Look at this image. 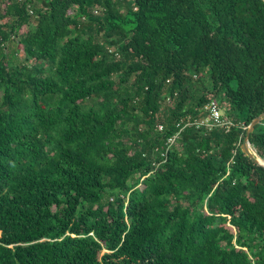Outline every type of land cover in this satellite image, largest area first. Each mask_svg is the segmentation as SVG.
<instances>
[{"label": "trees", "instance_id": "1", "mask_svg": "<svg viewBox=\"0 0 264 264\" xmlns=\"http://www.w3.org/2000/svg\"><path fill=\"white\" fill-rule=\"evenodd\" d=\"M261 113L264 0H0V264H264Z\"/></svg>", "mask_w": 264, "mask_h": 264}, {"label": "built area", "instance_id": "2", "mask_svg": "<svg viewBox=\"0 0 264 264\" xmlns=\"http://www.w3.org/2000/svg\"><path fill=\"white\" fill-rule=\"evenodd\" d=\"M204 110L206 112V116L200 120L193 122V124L197 126H204L208 129L214 127H225L226 129H228L230 126L233 125L232 119L225 116L224 109L219 105L216 100H210L204 106ZM162 128V124L157 125V129L159 131L162 130ZM177 135L178 134L168 139V147H170L175 142V138L177 137Z\"/></svg>", "mask_w": 264, "mask_h": 264}, {"label": "water", "instance_id": "3", "mask_svg": "<svg viewBox=\"0 0 264 264\" xmlns=\"http://www.w3.org/2000/svg\"><path fill=\"white\" fill-rule=\"evenodd\" d=\"M264 117V113H261L260 115L254 117L251 122L247 126V130L245 132V136L240 144L241 151L247 155L249 158H251L255 163L258 165L264 167V162L259 161L258 158H260L258 155L255 156L253 152L251 151V144L249 142V135L254 130V127L256 124H259ZM257 154V153H256Z\"/></svg>", "mask_w": 264, "mask_h": 264}, {"label": "rangeland", "instance_id": "4", "mask_svg": "<svg viewBox=\"0 0 264 264\" xmlns=\"http://www.w3.org/2000/svg\"><path fill=\"white\" fill-rule=\"evenodd\" d=\"M14 51H16V43H15V42H10V43L8 44L7 54H8V55H12V53H13ZM22 59H23V53H22L21 50H20L17 54H15V56H14V61H15V62H20ZM234 85H235V83L232 82V86H234Z\"/></svg>", "mask_w": 264, "mask_h": 264}, {"label": "bare ground", "instance_id": "5", "mask_svg": "<svg viewBox=\"0 0 264 264\" xmlns=\"http://www.w3.org/2000/svg\"><path fill=\"white\" fill-rule=\"evenodd\" d=\"M251 151H252L253 154L256 156V152H255V150H252V149H251ZM258 159H259V161H261L260 158H258ZM261 162H262V161H261Z\"/></svg>", "mask_w": 264, "mask_h": 264}]
</instances>
